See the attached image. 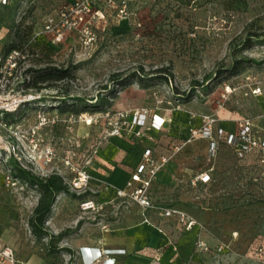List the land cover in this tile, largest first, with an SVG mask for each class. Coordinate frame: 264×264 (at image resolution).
Masks as SVG:
<instances>
[{
  "label": "rangeland",
  "instance_id": "rangeland-1",
  "mask_svg": "<svg viewBox=\"0 0 264 264\" xmlns=\"http://www.w3.org/2000/svg\"><path fill=\"white\" fill-rule=\"evenodd\" d=\"M57 6L56 0H14L1 10L2 42L19 45L26 54L11 96L22 98L17 110H25L27 104L31 108L0 125V243L23 256L42 257L48 264H78L67 252L53 250L67 246L64 239L51 236L82 225L92 227L100 218L139 221V207L111 203L102 210L84 208L82 204L95 200L96 194L91 188L72 193L64 184L66 192L56 196L44 223L48 235L39 237L29 221L43 195L40 186L18 179L8 187L2 184L4 174L11 169L14 177L13 167L19 165L40 179L50 174L70 178L73 172L67 161L81 167L93 156L87 165L93 184L105 182L91 168L93 151L107 130L104 113L125 106L148 105L154 111L177 114L178 126L186 124L183 112L217 114L229 123L252 117L264 124V94L248 93L244 83L249 72L264 77V0H130L128 7L137 18L121 19L116 7H105V19L96 24L98 40L91 46L82 44L74 33L58 45L44 36L32 43L34 32L42 30L44 18ZM251 34L259 36L254 35L252 47L247 48L245 38ZM240 58L255 61L231 74L233 62ZM52 68L68 70L69 75L39 87L28 85L33 76ZM161 68L166 69V79L155 73ZM121 82L124 87H119ZM223 82L231 84L232 92L219 109ZM107 96L112 97L103 105ZM67 104L70 109L60 111L58 107ZM41 111L49 119L45 125L39 121ZM189 148L178 156L181 169L188 168L183 172L188 177L214 163L207 156L205 141ZM13 149L21 163L10 153ZM215 164L210 184L193 190L187 181L175 180L167 189L156 185L154 198L161 206L185 209L197 220L193 253L202 259L197 264H264L260 252L264 249V167L247 161L235 178L229 164L219 159ZM198 239H204L209 249L199 250ZM217 242L226 243L228 249L216 251Z\"/></svg>",
  "mask_w": 264,
  "mask_h": 264
},
{
  "label": "built area",
  "instance_id": "built-area-1",
  "mask_svg": "<svg viewBox=\"0 0 264 264\" xmlns=\"http://www.w3.org/2000/svg\"><path fill=\"white\" fill-rule=\"evenodd\" d=\"M58 6L53 13L47 14L44 18L43 28L40 32H34L32 43L38 41L41 36L52 44H62L69 34H76L80 42L85 46H91L98 40L96 24L105 19L104 8L116 7L119 18L128 20L137 18L135 12H131L128 4L130 0H56ZM14 0H0V15L4 7L11 5ZM140 25V23H138ZM3 37L0 35V125L2 122L11 121L7 113L14 112L19 107L22 98H13L11 93L14 91L15 79L18 76L20 66L26 59V54L22 48H12L4 51L2 47ZM245 85L248 87V93L260 96L264 94V77L259 74L249 72L244 76ZM224 90L221 98L217 102V108L222 109L229 93L232 92V86L223 82ZM180 109V105L178 106ZM148 105L136 108L119 109L116 111L108 110L104 113L107 120V130L103 140L113 137H122L125 133H133L136 137L145 135L148 130L160 131L166 123V118L161 117L158 112ZM186 124L184 132L176 134L167 144L163 151H159L156 146H145L137 165L132 170L130 177L125 184L118 187L112 183H105V186L114 192V200L120 206L137 205L140 208L142 220L147 224H154L152 216L170 220L173 219L179 230L189 232L197 226V220L194 219L188 211L177 206H161L157 204L151 196V188L157 179L159 173L182 151L196 141H205L207 143V156L213 160V164L204 170L197 172L186 181L189 187L196 190L199 186L210 184L215 178L216 160L219 159L231 166L234 174L244 169L247 161L257 166L264 167V124L252 117L238 118L235 122H226L217 114H196L193 112H183ZM181 117V116H180ZM169 121L178 122V115L174 117L170 113ZM39 121L41 125L48 123L49 119L45 112H39ZM102 141L98 143L93 151L95 155L98 152ZM1 141V140H0ZM10 149V148H8ZM17 158L15 149L10 151ZM93 156L85 161L84 166H71L73 176L63 177L64 184L69 191L76 194H82L91 187L93 175L87 168L92 162ZM21 163V158H17ZM9 169L2 178V184L6 186H15V176ZM258 179V176L254 178ZM84 208L102 210L104 204H99L93 199L82 204ZM196 246L199 250H208L209 244L204 239H198ZM228 249L226 243L220 242L216 245V251L224 252ZM262 260L264 262V249H260ZM108 250H103L102 254L108 255ZM115 262V257L110 258ZM0 262L7 264H28L27 261L18 257L14 247L0 243Z\"/></svg>",
  "mask_w": 264,
  "mask_h": 264
},
{
  "label": "crops",
  "instance_id": "crops-1",
  "mask_svg": "<svg viewBox=\"0 0 264 264\" xmlns=\"http://www.w3.org/2000/svg\"><path fill=\"white\" fill-rule=\"evenodd\" d=\"M128 108L135 107L125 106L117 110ZM156 112L167 120L160 131L148 130L141 137H136L133 133H125L122 137H113L102 142L91 168L96 174L101 175L105 182L118 187L123 186L137 165L145 146H156L159 151H163L176 134L184 132V125L178 126L177 121L170 124L168 120L170 112L162 110ZM189 150L187 146L179 156L187 154ZM187 170L186 167L181 169L178 157L172 160L153 183L152 199L156 202L154 198L156 185L161 189H167V185L174 183L175 180L186 181L189 177L183 172ZM93 181L94 179L90 188L96 194L93 198L97 203L104 206L116 203L120 206L114 200V192L104 189V181H96L94 184ZM186 194L185 191L184 195ZM140 217L142 218L141 215ZM152 219L154 224L132 218L123 221L100 218L92 227L82 225L64 238L66 246L72 249V252L67 253L71 257L74 256L78 264H197V261H202L200 254L193 253L195 230L179 232L173 219L166 220L154 215ZM103 250H108V255L102 254ZM17 254L28 264H48L45 259L37 255L23 256L18 252ZM111 257H115V262L111 261ZM0 264L7 263L0 262Z\"/></svg>",
  "mask_w": 264,
  "mask_h": 264
},
{
  "label": "trees",
  "instance_id": "trees-1",
  "mask_svg": "<svg viewBox=\"0 0 264 264\" xmlns=\"http://www.w3.org/2000/svg\"><path fill=\"white\" fill-rule=\"evenodd\" d=\"M254 35L259 36L257 34H251L245 38L246 39L245 40V47H247V48L252 47V39H253ZM2 47H3L4 51H9L12 48H21L19 45H16V44L7 46L3 42H2ZM254 61L255 60H253L251 58L250 59L240 58V59L235 60L232 64L231 68H230L231 74L239 73L241 70L244 69L245 63H249V65L246 66V67H248ZM158 72H160L162 77H165V79H166V77H168L167 74L165 73L166 69L161 68V69L155 70V73H158ZM68 75H69L68 70H64L63 72H61V70H57L56 68H52L51 71H49V72H45V73L33 76L32 81L28 82V85H30V87H39L41 85V83H43L47 80H50V79L60 80V79L68 77ZM125 84L126 83L121 82V83H119V85H120L119 87H124ZM48 85H52V84H48ZM64 97H66V96H64ZM110 97H112V96H107V97L103 98V100H102L103 105H106L109 103ZM188 97H190V95H188ZM78 99L83 101L80 98H78ZM30 108H31V106H29V104H27V106L25 107V110L18 109L14 112H9L6 115L9 119L21 117L24 114V112L26 110H29ZM58 108L62 112L70 109L68 104L66 106H59ZM105 109H102V110H105ZM75 112H78V111L76 110ZM13 174L20 181H23L25 183H30L31 185H35V186H40V188L43 192V195L39 199L38 204L34 209V215L31 217L29 224L32 228V232L36 236L41 237L43 235H48L45 228H44V223H45L48 215L51 212V208H52V205L55 201L56 196L61 192H66V190H67V187L63 183L62 176H60L58 174H50L49 176L46 177V179H40V178L33 176L30 172L23 169L19 165H15L13 167ZM75 231L76 230L68 229V230H65L64 232L59 233L56 236H51V239L56 238L57 240H62L64 238H66L68 235H70L71 233H74ZM54 249L63 250L65 252H72V250L68 247L53 248V250Z\"/></svg>",
  "mask_w": 264,
  "mask_h": 264
}]
</instances>
